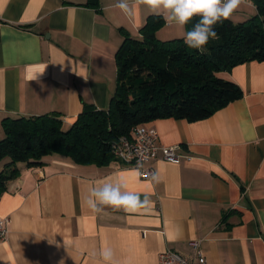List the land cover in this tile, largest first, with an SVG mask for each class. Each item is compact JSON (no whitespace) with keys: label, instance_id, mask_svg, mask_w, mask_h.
<instances>
[{"label":"crops","instance_id":"crops-1","mask_svg":"<svg viewBox=\"0 0 264 264\" xmlns=\"http://www.w3.org/2000/svg\"><path fill=\"white\" fill-rule=\"evenodd\" d=\"M116 2L99 0L94 9L87 0H0V137L6 118L59 113L70 127L86 106L108 111L124 32L141 39L147 19L158 15L141 6L128 17ZM257 14L246 0L230 19ZM157 36L181 39L184 31L165 22ZM218 76L242 97L205 120L148 123L181 158L147 165L158 182L119 161L77 165L54 155L40 168L19 164V178L0 198V216L10 219L0 264H102L104 246L119 264H160L169 250L192 259L195 241L207 264H264V62ZM117 174L152 206L93 213L84 204L90 187Z\"/></svg>","mask_w":264,"mask_h":264},{"label":"trees","instance_id":"trees-1","mask_svg":"<svg viewBox=\"0 0 264 264\" xmlns=\"http://www.w3.org/2000/svg\"><path fill=\"white\" fill-rule=\"evenodd\" d=\"M258 14L235 24L229 18L217 23V33L201 54L184 39L162 41V16L153 15L141 28V39L124 32L116 53V91L108 111L86 106L76 122L66 127L59 113L6 118L0 141V198L8 184L20 176L17 164L40 168L54 155L77 165L107 166L116 159L112 144L128 137L132 128L158 119L197 122L239 100L242 91L218 76L251 61L264 62V0H253ZM99 0L85 7L98 8ZM198 18H194L186 30Z\"/></svg>","mask_w":264,"mask_h":264},{"label":"clouds","instance_id":"clouds-1","mask_svg":"<svg viewBox=\"0 0 264 264\" xmlns=\"http://www.w3.org/2000/svg\"><path fill=\"white\" fill-rule=\"evenodd\" d=\"M245 2L246 0H117L113 7L128 17L134 15L141 6L150 13L161 15L167 25L184 31L183 39L188 48L203 54L209 40L217 36L214 26L229 19ZM194 18H198L197 22L185 31L186 25ZM158 180L159 174L154 173L152 181ZM84 204L93 213L103 212L106 207L133 213L142 208L149 209L152 201L147 194L141 199L140 194L127 191L126 185L117 174L115 178L109 177L95 182L90 187ZM99 255L102 264H119L114 258L113 250L108 246L102 247Z\"/></svg>","mask_w":264,"mask_h":264},{"label":"built area","instance_id":"built-area-1","mask_svg":"<svg viewBox=\"0 0 264 264\" xmlns=\"http://www.w3.org/2000/svg\"><path fill=\"white\" fill-rule=\"evenodd\" d=\"M177 147H165L159 142L158 132L148 124L132 128L128 137H121L112 144V152L116 161L126 167L138 169L142 178L152 180L156 173L153 167L147 165L158 159L179 165L181 158L177 155ZM9 218L0 216V247L6 242L9 235ZM194 251L192 259H188L175 251H166L160 255V264H207L201 250L200 242H192Z\"/></svg>","mask_w":264,"mask_h":264},{"label":"rangeland","instance_id":"rangeland-1","mask_svg":"<svg viewBox=\"0 0 264 264\" xmlns=\"http://www.w3.org/2000/svg\"><path fill=\"white\" fill-rule=\"evenodd\" d=\"M4 138H5V137L1 136V137H0V141L3 140ZM9 162H10L9 159H6L4 162H2L1 165H0V169H2V168L4 167V165H5L6 163H9ZM20 164H21V163H20ZM18 165H19V164H17V167H18Z\"/></svg>","mask_w":264,"mask_h":264}]
</instances>
